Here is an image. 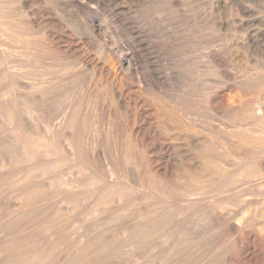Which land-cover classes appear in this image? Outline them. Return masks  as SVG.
<instances>
[{
  "label": "rangeland",
  "instance_id": "rangeland-1",
  "mask_svg": "<svg viewBox=\"0 0 264 264\" xmlns=\"http://www.w3.org/2000/svg\"><path fill=\"white\" fill-rule=\"evenodd\" d=\"M16 1H17V3H16ZM6 2H7V4H6ZM0 3H1L0 4L1 5L0 6L1 12L7 14V18H6L7 20L4 19L6 26L4 25V27H3V29H4L3 40H4V43L6 42L5 44L7 46L3 47V49L2 48L1 49L4 52L3 54H5V55L8 54V56H5L1 52L0 57H5L4 58L5 60L7 58L8 62L13 61L12 65H10V66H12V70L14 72L16 71L15 72L16 74L19 72L20 74L22 73L21 75L25 74V76L26 75L28 77L31 76L30 77L31 80H28V81L22 80L20 82L21 84H22V82H26V83L29 82L30 83V81H32L31 84H33V82L36 80L35 82L38 85H42V84L44 85L47 82L46 83L47 85L45 84L44 86H48V83H49L50 84L49 86L55 85L54 88H57L56 90H58V91L51 93L50 96H47V98L49 97V98H51V100L53 98L54 101L53 100L52 101L55 104L57 103V100H58V102L60 100V102L58 103L59 105L56 104L57 105L56 106L53 104V106H55L54 107L55 116H53L50 120V123H55V122H57V123L51 124L50 126L53 128H54V126L56 127V125H58V123L60 124V122H62L64 119H67L70 115L75 113L73 116L76 117V121H78V119L80 117H82V118L79 120H82L83 118H85V119L88 118L85 121L83 119L84 123H82V121H78V124H80V122L82 123L79 127H78V124L76 122V124H77L76 130H75L76 134H83L85 136V140L87 139V141H89V136H90L91 141L93 139H95L96 137H97L96 139L100 138L99 141H102L100 143H99V141L95 142L94 140H93V142H91V141H89L90 143L88 142L89 146H90V151L87 153L88 154L87 156H89V157L82 156V158L79 160L80 164L82 166L88 165V162H90V159L92 158V155H93L92 154L93 150H91V149H94L93 147L95 145H97V146L99 145L100 146V147L98 146L99 151L102 149L100 153H102L103 155L100 156V163L98 166L101 170L98 167L95 168V172L97 173V177L98 178H104V175L107 173L108 168H109V170H111V169L116 170V172L120 173V176L122 174L121 178H123V179H121V178L118 179L119 184L122 183L123 181H126L127 183L123 182L122 184H124V185L127 184L130 187H132L131 186L132 182H133L132 185L134 184L133 186H135V185L137 186V184L139 183L138 187H139V185L144 184L143 185V189H144L143 192L144 193L142 192V190H143L142 188L139 187V189L143 193L142 196L145 197V195H147L146 196L147 201L144 200V203H143L144 204L143 207H147V208L151 207V206H158V207L162 206V204H160V203H162V200H158V199L161 198V197H159L160 195L162 196V194H160V193L161 192L166 193L167 190H168L167 192H172V193L177 192L178 197H179V193H181L185 189H186L185 192L186 191L192 192V193H195V191H196V193L201 192L199 195L180 196L179 198L177 197L178 199L174 198V197H167V199L165 198L167 200L164 202L165 206H170V207L176 208V209L179 208V210H184L185 207H186V209H189L190 208L189 204H190V206H192V208L189 211H187V213H186V211H184L183 215L178 218V220H177L178 223H184L185 221L191 220L190 222L188 221L189 223L185 222V224L186 223L190 224L193 220L196 221L198 218L205 217L207 214L208 215L206 217H209L211 215L213 216L216 212L215 211L213 212L211 209L210 212H212V214H210V212L207 211L208 208H210L211 206L213 207V205H215V204L217 205V203H219V201L221 203V201L223 202L224 200H230V199L234 200L237 197V195H239V189L237 188L236 183H233L234 184L233 188H232L233 190L229 189L230 191L228 190V192H226V193L218 192V190H214L217 188V187L215 188V186H217V185H216V183L214 185V183L211 182V178H209V177L203 179L204 181L207 182V185L208 184L209 185L208 186L206 184L203 185V183H206V182H204V181L202 182V178H201L202 174H199L198 172H197L198 174L195 173L196 171L199 170V168H197V170H195V169H196V167L199 166L198 161H200V158L203 157L202 155L205 152L208 153L209 151L210 152L213 151L210 149V148H212L211 145L213 146V148H215L214 144H216L215 146H217L218 144H221L222 141L218 140L220 142L219 143L217 140L215 141V138H212L213 136H215L214 135L215 133H217V135H218L221 132V134H219L220 136L224 135V133H225L226 137L227 136L229 137V136H234V135H238V134H240V135H243V134L248 135L249 134L248 136L253 135V134L258 135L262 131L264 132V125H263L264 124V121H263L264 120V118H263L264 117L263 116L264 115V111H263L264 110V88H263L264 87V0H7V1L0 0ZM7 8H9V9H7ZM8 11H9V13H8ZM160 11H161V13H160ZM8 17H10V18H8ZM6 27H7V29H6ZM19 31H21V32H19ZM190 31L192 32L191 34H190ZM6 33H8V34H6ZM5 36H8V37H5ZM7 48H8V50H7ZM9 48L11 49L10 51H9ZM112 50H115V52H117L119 55H121V54L123 55V58H124V61L122 62L123 66L117 63L118 57H115V55L113 54L114 52ZM7 51H8V53H7ZM11 54H13V55L10 58L9 55H11ZM26 55L27 56L29 55L30 57H27ZM37 61H39V62H37ZM34 62H35V64H34ZM16 63L18 66L15 65ZM52 63L54 65H51ZM13 64L15 65V67ZM19 65H20V67H19ZM58 65L61 66V68H59ZM129 65H131V66L129 67ZM45 66H46V68H45ZM21 68H23V71H20V70H22ZM34 68L37 69V71ZM67 68H69V69H67ZM130 68H131V70H130ZM56 69H58V70H56ZM65 69L68 71H66ZM31 70H34V72ZM112 70H113V72H112ZM9 71H11V70L9 69ZM39 71H40V73H39ZM60 71L61 72L63 71V72L61 73ZM64 72H66V73H64ZM67 72H68V74H67ZM159 72H160V74H159ZM34 73L35 74L38 73V76H40L39 74L42 73L41 75H44V76H40L37 78L35 75H33ZM58 73H60V74H58ZM49 74H51L52 76L50 77ZM47 75H49L48 76L49 78L47 77ZM165 75H167V77H165ZM157 76L161 77L162 79L159 80L160 78ZM33 77H34V80H33ZM43 77H46V78H43ZM168 77L171 79V81ZM191 77H193V78H191ZM74 78H77V79H74ZM59 79H60V81H57ZM51 80H54V82H52V84H51ZM156 80H158V81H156ZM256 80H258V81H256ZM162 81H163L164 86L165 85L167 86V87L165 86L167 90L165 89L163 84H161ZM43 82H45V83H43ZM58 82H60V83H58ZM157 83L160 84L163 88L162 87L159 88L160 85H158ZM57 84H59V85H57ZM62 84H63V87L61 88L60 86H62ZM65 84H66V87H65ZM149 85H150V87H149ZM22 86L28 87L26 84L22 85ZM151 87H153L154 89L152 88V90H151ZM0 89H1V87H0ZM155 89L156 90L159 89V90L156 91ZM160 89H162V90H160ZM163 89H164V91L166 90L167 93L164 92ZM175 89H177V90H175ZM149 90H151V92H152L151 94H153V95L149 94V92H150ZM168 90H170V91L172 90V91L169 92ZM29 91L30 90H23L24 93L21 91L22 93L19 92V94L17 93L16 95L17 96L21 95L23 98L27 97L26 100H29V101H27L29 103L32 100L30 98L31 95L29 96V94H28ZM204 91H206V92H204ZM62 92H63V94H61ZM64 92H66V93H64ZM67 93H69V96ZM161 93L163 94V96H161L162 95ZM165 93H166V95L167 94H169V95L166 96ZM58 94H60V95L58 96ZM110 94H111V96H109ZM147 94L150 95L151 97L152 96H154V97H152V99H149L150 97ZM65 95H67L66 98H68L69 101H68V99H65ZM84 95L86 96V98ZM135 95H136V97H135ZM137 95H139V96H137ZM51 96H54V97H51ZM99 96H100V98H99ZM118 96L119 97L121 96V98H119ZM164 96H165V98L166 97L167 98L162 99V97H164ZM186 96H187V98H186ZM71 97H73V98H71ZM83 97H84V99L81 101V99ZM155 97L156 98L161 97L159 100V103L160 102L165 103L167 101H168L167 103H169V104L180 103L178 105L179 108L177 107L178 110L176 112V116L179 113L181 114L180 116H183V117H186V115H187L188 121L192 120L191 123H193V121L196 119L194 121V123L201 125L200 128L203 127L204 132H205V133L202 132L201 137L200 136L199 137L202 138V141H205L206 143H204L203 145H201V144L196 145L194 140L192 141L190 139L188 140L189 142H186L184 139L174 141L175 143L173 142L174 143L173 145L176 144V146H174V150H173L174 151L173 153L175 155L174 156L175 161H174V165H173L174 168L172 167V175L163 181L160 179V177H158V178L156 177L155 179H157L159 181L155 180L156 181L155 184L159 183V185H156V188L158 187L156 189V191H155V188H154V190L152 189V194H151V190H149L151 188H149L150 185H148L150 183L151 178L150 179L148 178L149 174L147 172V170H148L147 167L149 165L148 157L152 156L153 152L149 153L147 151L148 152L147 153L144 146H143L144 147L143 148L140 145H137V142L134 140V138L130 136V131H127V130H129V128L132 125V124L131 125L128 124V122L131 120L130 123L134 124L133 119L136 120L138 118L137 116H139L140 113L141 114L143 113L144 117L148 116V114L145 113L146 109H144V108L148 107L147 101H148V103L152 104V102H153L152 100H154ZM170 97H172L173 101L171 100ZM113 98H114V100H113ZM94 99L97 101H95ZM135 99H136V101H135ZM139 99H141V100H139ZM208 99H209V101H207ZM91 100H92V102H91ZM162 100H163V102H162ZM84 101H87V102H84ZM139 101H140V103H139ZM149 101H151V102H149ZM119 102H121V103H119ZM141 102L143 104H141ZM154 102H155V100H154ZM157 102H158V99H157ZM257 102H258V104H257ZM75 103H77V104H75ZM86 103H88V104H86ZM99 103L102 104L103 107ZM72 104H75V105L71 106ZM117 104H118V106H117ZM189 104H191V105H189ZM68 105H69V107H68ZM77 105H79V107H81V108H79ZM74 106H76L77 108ZM86 106L91 108L90 109L91 111L89 110V108H86ZM181 106H184V107H181ZM105 107H107V108H105ZM180 107L183 108V110L180 109ZM61 108H62V110H61ZM68 108H70V111L72 112V114H70L71 112L69 110H67V112H64ZM73 108H75V109L73 110ZM99 108H101V110H99ZM117 108H119V109H117ZM251 108H256L254 111L255 115L247 116L246 114H248V112ZM76 109L78 110V116H80L78 119H77L78 116L76 114V112H77ZM80 109H82V110H80ZM201 109L203 110V113H202ZM94 110H96V111H94ZM246 110H247V113H246ZM68 111L70 112L69 116L67 114ZM184 111H186V112H184ZM199 111H200V113H199ZM206 111H208V113ZM83 112L86 113L87 115L86 114L84 115ZM150 112H149V115L151 113L154 114L153 111L151 113ZM211 112H212V114H211ZM238 112L241 114H239ZM88 113H90V114H88ZM105 113H106V115H105ZM136 113H138V114H136ZM193 113L196 115H194ZM204 113H206V114H204ZM235 113H237L236 114L237 117L235 116ZM243 114L246 116H244ZM91 115H92L93 119H91L92 118ZM116 115H117V117H115ZM63 116H65V118H62ZM238 116H239V118H238ZM49 117H48V114L45 112L44 118H42L40 123H39L38 130L40 129L39 131L42 134L45 133L44 129L46 128L45 127L46 124L44 122H47L50 119ZM98 117H99V119H98ZM250 117H253L255 119L257 117L258 120L259 119H261V120H259L257 122L253 118L250 119ZM57 118H59V120H57ZM109 118H111V119H109ZM231 118H232V120H231ZM262 118H263V120H262ZM119 119H121V120H119ZM187 119H185V120L187 121ZM24 120H25L24 124H25V127L27 130L28 129H30L29 131L35 130V128H36L35 124L31 123L30 120H28L26 116H24ZM92 120L94 122H92ZM58 121H60V122H58ZM110 121H111V123H110ZM112 121L115 122L114 124H116L117 126L113 125ZM260 121H262V122L260 123ZM85 122H87V123L90 122V123L85 124ZM95 122H97V124ZM118 122L121 123V126H119L120 124ZM94 123H95V125H94ZM146 123L147 124L145 125V128L147 127V129H145V130L150 131L151 130L149 128L150 125L148 124V122H146ZM84 124L86 125L87 128L85 127ZM125 124L126 125L128 124L130 126H128V125L126 126ZM203 124H204V126H202ZM211 124H213V125L211 126ZM82 125H84V127ZM88 126H89V128H88ZM93 126H94V128H93ZM124 126H125V129L127 128L126 130H124ZM80 127H83V128H80ZM98 128H99V130H98ZM200 128L199 129L197 128V131H200L201 130ZM78 129H80L82 131H80V133H79ZM84 129H85V132H84ZM87 129H89V132L92 134L87 132L88 131ZM109 129H110V131H109ZM91 130H93V131H91ZM116 130H118V131H116ZM123 130H124V132H123ZM206 130H207V132H206ZM241 130H243V131H241ZM125 131H127V132L125 133ZM157 131L159 132V130H157ZM231 131H233V132H231ZM253 131H255V132H253ZM237 132H239V133H237ZM95 133H97V134H95ZM160 133H162V132L160 131ZM107 134L109 135V137ZM211 134H213L212 137L210 136ZM93 135L95 136V138H93L94 137ZM99 135H102V136L100 137ZM105 135H107V137H108L106 140L108 142L112 138V140L109 142V143L113 142L112 144H109L108 142L105 141V139H106ZM114 135H115V137H114ZM247 135H245V136H247ZM111 136H113V137H111ZM172 136H174V135H172ZM172 136L170 135V137H172ZM207 136H209V138ZM177 137L174 136L173 138H177ZM113 138L115 140H117V142ZM102 139H104L106 144L103 143ZM211 141H212V143H211ZM2 142H3V140L1 138L0 139V156L5 155L4 153H7L5 151V150H7L6 144L4 142L3 143ZM94 142L98 143V144H95L93 146L90 145ZM130 142H131V144H130ZM101 143H102L103 148H101V145H100ZM222 143L224 144V145L223 144L222 145L225 148L222 151L223 155L225 154L224 158H223L224 163L227 162L226 165L228 167H229L228 163L230 164V166H232V168L226 167L225 171L228 172L231 169L230 172H233L235 167H236L235 165L237 163L235 161L239 160V159L235 160V158L238 157V153H235V152H237L238 150L237 149H236V151H235V149L231 150L232 148H236L234 146H232L231 148H229V150H227L228 147L231 145H229V143H226L225 141H223ZM107 144H108V146H107ZM122 144H124V145H122ZM205 144L207 146L209 145L210 148L207 147ZM227 144H228V146H227ZM109 145H114V148H113V146H110V148H109ZM184 145H185V147H184ZM204 145L206 148L203 147ZM97 146H95V147H97ZM181 146H183V147H181ZM175 147L176 148L178 147V148L176 149ZM118 148H120V149H118ZM107 149H109V151ZM110 149H112V151L114 149V151H115V152L113 151L114 154ZM117 149L120 151H118ZM123 149H125V151ZM105 150H106V152H105ZM193 150H194V152H193ZM186 151H187V153H186ZM122 152H124L123 153L124 157L122 156ZM226 152H228V153H226ZM104 154H106V155H104ZM119 154H121V155H119ZM125 154H127L128 156ZM149 154H150V156H149ZM114 155H115V157H113ZM129 155L131 158L129 157ZM199 155H201V156H199ZM179 156L181 158L183 157V158H186L188 160L191 159L193 162L192 167H191V164H188L185 166V164L178 163V160L181 159ZM125 157L130 158V161H131L130 163H132L131 165L129 163L128 158L125 159ZM196 157H198L199 159ZM239 157H240V154H239ZM103 158H105L106 160ZM120 159H121V161H120ZM123 159H125L126 161ZM132 159L133 160L135 159V160L133 161ZM101 160H103L104 163L108 162L107 164L105 163L106 164L105 169L103 167V165H105V164ZM111 160H113L115 164L112 163L113 161L111 162ZM122 160L124 162H122ZM188 160H186V162H188ZM135 161L138 163V169H137V163L133 164V163H135ZM126 162L129 163L128 166H127L128 163H126ZM203 162H205V164L203 163L205 165V167L211 166V161L209 159L204 158ZM146 164H148V165L146 166ZM208 164H210V165L208 166ZM113 165H115V166H113ZM117 165H119V166H117ZM120 166H122V168L124 167L123 170H121L123 172L120 171ZM131 166H134V167H131ZM118 167H119V169H118ZM115 168H117V169H115ZM126 168L127 169L129 168V170L130 169L135 170V168H136L137 171L140 168V170L138 172L136 170L134 172H133V170L132 171L131 170L126 171ZM193 168H195V169H193ZM64 169H66V168L62 167V169L58 170L60 172L62 171L65 174L64 177H62L63 179H65V176L67 179V177H69V176L75 177V175H76V177H77L78 175H80L77 171H76L77 173L75 174L74 170L68 171V173L71 172L72 175L67 174V170H64ZM124 170L126 171V173ZM190 170L192 172H190ZM58 171H57L55 176L60 174ZM98 171H99V173H98ZM86 172H87V174H85ZM193 172H194L195 176L197 177V179L199 178L198 180H196V177L194 176V174L192 175ZM230 172H228V173H230ZM90 174H91L90 171L84 170V172L81 173L80 176H81V178H83L85 180L86 178L92 177V174L91 175ZM124 174H125V176H123ZM137 175H139L140 178H137L138 177ZM141 175H142V177H141ZM198 175H200V176H198ZM133 176H135V177H133ZM263 176H264V174H263ZM124 178H125V180H124ZM193 178H194V181H193ZM128 179L131 182L130 184L128 182ZM138 179L139 180L141 179L140 180L141 183ZM167 179H169V180L167 181ZM136 181H138V183ZM147 181H149V182H147ZM197 181H199V182H197ZM208 181H210V182H208ZM168 182H170V184ZM229 182H230V180H229ZM246 182H247V184H246V186L244 185L242 191L244 193L246 192L248 195V196L246 195L247 197H245V198H247L249 201L251 200V202L252 201L254 202V203L252 202L253 206L251 205L252 207L250 206L246 210V214L249 218L253 217L252 215H254V213H256L258 216L257 217L258 221L256 220L255 221L256 223L254 222L255 225H253L252 228L250 227L251 229H249V230H252L254 235H256V236H257V234L259 235L258 245H261V247L259 246L260 247L259 250L262 252V254H264V250H263L264 249V244H263L264 243L263 242L264 241V234H263L264 226H262L264 219L262 220L260 218V217L264 218V216H263L264 215V212H263L264 211V177L261 179L259 176H258V178L257 177L250 178ZM135 183H137V184H135ZM166 183L168 184V186ZM212 184H213V186H212ZM250 184H252V185H250ZM180 187H181V190H180ZM187 187H191V188H187ZM199 187H201V188L203 187V192H202V189L200 190ZM211 187H214V189ZM165 188H167V189L165 190ZM246 188H247V191L245 190ZM163 189L165 191H163ZM81 190L87 191L86 188H81ZM178 190H180L181 192H178ZM204 191H205V193H204ZM155 192L156 193L158 192V194H159L158 197H155V195H157ZM154 193H155V195H154ZM148 197L150 198V200L148 199ZM153 197L158 203L153 199ZM184 197H186V198L184 199ZM161 199H163V198H161ZM165 199H163V201ZM171 199L177 200L176 201L177 204L175 203L176 207L173 203L175 201H173V200L171 201ZM154 201L156 202V205H154L155 204ZM7 202H9V204L11 203L8 198L6 199L5 203L8 204ZM168 202H171V205H169L170 203H168ZM196 203H198V204H196ZM82 205L85 206L86 204L81 203L78 205V207L79 208L83 207ZM177 205H179L178 208H177ZM71 207L75 208L74 206H71ZM71 207H70V214L73 215L74 212L71 211V209H72ZM112 207L115 208V205H113ZM112 207L108 206V208H106V210L102 214H99L97 216L96 220L100 224L102 229L114 230V229L120 228L121 225H123V223L126 221V218L128 216L134 215L132 213H123L121 211H119L120 212L119 213L118 210H114ZM203 207H205V208H203ZM237 207L238 206H231V207L228 206L227 209L219 210V212L223 211V213L225 214L227 212V210L229 208H231L230 209L231 214H236L240 210L239 207L238 208ZM202 208H203V210L206 211V213H205V211H202ZM81 210L78 211L77 213L75 211V214H77V215H76V217H74L75 216V214H74V216H73L74 218L72 220V225L73 226L77 225L75 227H79V230H83L82 228L80 229V227H82V225H83L82 223L84 222L80 219ZM110 210H112L111 212H113L114 214L111 213ZM259 213L260 214L263 213V214L260 215ZM226 214H230V212H227ZM256 214L254 216H256ZM135 215H136V213H135ZM115 217L119 218V219L113 220V218H115ZM181 217H182V219H181ZM187 217H190V218L187 219ZM107 218H108V220H107ZM118 220H120V221H118ZM258 222L261 224L259 225ZM90 223H93V221ZM257 225H259V226H257ZM206 226H208V224ZM172 228H169L170 229L169 231H166V230L164 232L162 231L163 233H160L158 235V237L156 236V239L160 241V242L158 241L159 244L156 243V245L158 246V249H159V250L157 249L158 252L157 251L151 252L150 245H149L150 242H149V244L144 245L146 250L142 249V251H141V255H142L141 258H143L141 260V262L147 264V263H149V261L153 260L155 258V256L158 255L157 253H159L161 251L160 249L166 244V243H164V245H163L162 244L163 242H166L169 240H170L169 241L170 243H171V241L173 242L174 237H175V235H173V234H175V231H174V228L173 229ZM261 228L263 230H261ZM206 229L203 230V232H199L197 240L195 241V245H203V246H201V249H200L203 253H205L206 250L210 254H211V252L212 253L215 252V255H217V257H216L217 260L215 258V255L211 254L212 255L211 257H213V256L214 257L212 259L209 257L210 256L209 255L205 259L207 263H209L211 261L212 262V263L210 262L211 264H213V263L220 264L222 262L224 264H250L247 261H245L244 263H242V261L239 262L240 256L238 255L239 254L238 248L233 243V240H234L233 233L226 230L225 228H222V229L219 228L218 230L216 228H214L212 230V232H211V230L209 232V230L208 229L206 230ZM183 230L186 232L185 227L180 226L178 228L177 233L180 234ZM200 231H202V229H200ZM258 231L260 233H258ZM185 235H186V233L183 234V238H184L183 240H185V237L187 236V235L186 236ZM261 235H263V236H261ZM160 237H162V238H160ZM261 239H262V241H261ZM155 242H156V240H155ZM152 243H154L153 240H152ZM231 252H233V253H231ZM228 254L232 258L234 256H237V255L238 256L234 257L233 260L231 258V260L227 261L225 259H227L226 256Z\"/></svg>",
  "mask_w": 264,
  "mask_h": 264
},
{
  "label": "bare ground",
  "instance_id": "bare-ground-1",
  "mask_svg": "<svg viewBox=\"0 0 264 264\" xmlns=\"http://www.w3.org/2000/svg\"><path fill=\"white\" fill-rule=\"evenodd\" d=\"M5 1H7V0H5ZM16 3H17V1H16ZM6 4H7V2H6ZM7 9H9V8H7ZM8 13H9V11H8ZM160 13H161V11H160ZM6 18H7V14L1 12V10H0V50H1L0 53L2 52V54L4 53L2 51L3 47L7 46L5 44L6 42L4 43V40H3V35H4L3 27L6 24L5 23V20H7ZM8 18H10V17H8ZM6 29H7V27H6ZM19 32H21V31H19ZM191 33L192 32L190 31V34ZM6 34H8V33H6ZM5 37H8V36H5ZM7 50H8V48H7ZM10 50L11 49L9 48V51ZM112 51L114 52L113 54L115 55V57H118L117 63L123 66V63H122L124 61L123 55L122 54H121L122 56L119 55L117 52H115V50H112ZM7 53H8V51H7ZM3 55H5V54H3ZM12 55L13 54L9 55V57L11 58ZM5 56H8V54L5 55ZM27 57H30V56L28 55ZM4 58L5 57H0V87H1V89H0V137L2 138L3 142L6 144L7 150H5V151L7 153H4L5 155H1L0 156V264H145V263L141 262V260L143 259V258H141V256H142L141 255V251H142V249H145L144 245L145 244L147 245L150 242L149 245H150L151 252L157 251L158 246L156 245V243H158L159 240L156 239V236L158 237V235L160 233H163L165 230L169 231L170 230L169 228H172V227L174 228V231H175V234H173V235H175L173 242L171 241V243H170L169 242L170 240L166 241V242H163L162 243L163 245H164V243H166V244L163 247L161 246L162 247L160 249L161 251L159 253H157L158 255L156 254L157 256H155V258L153 260L150 259L151 261H149V263H147V264H203L204 262H205L204 264H206L207 262H206L205 259L209 255H210L209 257L213 259L214 256L211 257L212 256L211 254L215 255V252L213 251L214 253L211 252V254H210L206 250V252L203 253L200 250L201 246H203V245H195V241L197 240L199 232H203V230H205L206 228L209 230V232H210V230L212 232V230L214 228H216L217 230L219 228L220 229L225 228L226 230H228L231 233H233V235H234L233 243L238 248V253L239 254L238 253L237 254L240 256L239 257L240 258L239 262L242 261V263H244L245 261H247L250 264H264V254H262V252L259 250L261 245H258V237H259V235L257 234V236H256V235L253 234L252 230H249V229L252 228L253 225H255V223H256L255 221L257 220L258 216H257L256 213H254V215L256 214V216L252 215L253 217L249 218L247 216V214H246V210L254 202L252 201L253 202L252 203L251 200L249 201L247 198H245L248 195H247L246 192L244 193L242 191L244 185L246 186V184H247L246 181L249 180L250 178H255V177L258 178V176H259L260 179H261V178L264 177L263 176V174H264V132L263 131L260 134H258V135H254L253 134V135H250V136H248L249 134L248 135L247 134H243V135L238 134V135L229 136V137L227 136L226 137L225 133H224V135L220 136L219 134H221V132L218 135H217V133H215L214 135L216 137L215 136L212 137L213 134L210 135L212 138H215V141L219 140V141H222V142L225 141L226 143H229V145H231V146H229L227 150H229V148H231L232 146L236 147V148H232L231 149V150L235 149V151H236V149L238 150L237 152H235V153H238V157H239V154H240L239 158L238 157L235 158V160L239 159L238 161H235V162H237L236 165H235L236 167H235L233 172H230L231 169L230 170L228 169L229 170L228 172H230V173L225 171L226 167H228V166L226 165L227 162L224 163V159L223 158H224L225 154L223 155L222 151L225 148L223 146L224 144L221 142V144H218L217 146H215L216 144L213 143L214 147H215V148H213V146L211 145V147L213 149L210 148L209 145L207 146L205 144L207 147H209L213 151H211V152L209 151L208 153L205 152L202 155L203 157H201L200 161H198L199 162V166L198 165H197L198 167L195 166L196 169L193 168L195 170H197V168H199V170L196 171V172L194 171V172L195 173L198 172L199 174H202V176H201L202 182L204 181L203 179H205L207 177L211 178V182H213L214 185H215V183L217 185V186H215V188L217 187L216 189H214V187H211V188H213L214 190H218V192L226 193V192H228L229 189L231 190L233 188V185H234L233 183H236L237 184V188L239 189V195H237V197L235 199L233 198L234 200H232V199L224 200L223 202L221 201V203L219 201V203H217V205L215 204V205H213V207L211 206L210 208H208L207 209L208 212H210L211 209H212L213 212L214 211L216 212L213 216L211 215L209 217H206L208 214L207 215L205 214L206 215L205 217L198 218L196 221L193 220L190 224H188V223L191 220L190 221L188 220L189 222L185 221V222H188L186 224H185V222L184 223H178L177 222L178 218L183 215L184 211H186V213H187V211H189L192 208V206H190V204H189L190 208L186 209V207H185L184 210H179V208H178L179 205H177L178 209L172 208L170 206H165L164 202L167 201L166 200L167 197L177 198L178 197L177 196L178 195L177 192L176 193H172V192H167L168 191L167 190L166 193H162L159 190L161 192L160 194H162V196L160 195L159 197H161L163 199L166 198L164 201L161 198L158 199V200H162V203H160V204H162V206H159V207L158 206H151V207L147 208V207H143L144 200H146V198H147L146 197L147 195H145V197L142 196L143 193H144L143 192L144 191V189H143V185L144 184L143 185H139V187L143 189L142 190L143 193L141 192V190L138 187V184H139L138 181H136L138 184L135 183V184H137V186L136 185L133 186L134 185V184L132 185L133 182L131 183L129 181V179H128V182H129V184L131 183L132 187L128 186L127 184H125V185L122 184L123 182H126V181H123V180H122L123 182L119 184L118 183V179L121 178L122 174L120 176V173L116 172V170H114V169L113 170L112 169L109 170V168H108L109 166L107 167L108 171L104 175V178H98L97 177V173L95 172V168H97L99 166L100 156L103 155L102 153H100L102 149L99 151V148H98L99 145L98 146L95 145V144H98V143H95V142H98L99 139H100L99 137H98L99 139H96L97 137L95 138V136H94L98 132L93 135L94 137L92 136L97 141L92 138L95 142L90 144L92 146L93 145L97 146V147L94 146L93 147L94 149H91V150H93L92 151V154H93L92 158L90 159V162H88V165H86V166L83 165L82 166L80 164L79 160L82 158V156H87L88 155L87 153L90 151V146H89L90 142L89 141H91V140H90V136H89V141H87V139L85 140V136L83 134H76L75 130H76V125L78 124V121H82V123H84V121L88 119L87 117L89 115L86 117L87 119L83 118L84 121H83V119L79 120L82 117L78 116V110L76 109L77 110L76 114L78 116L77 119L80 117L78 119V121H76V117L73 116L75 113L72 114V112L70 111V108H71L70 107V108L66 109V111H64V112H67V110H69L71 113L68 111V113H67L68 116L70 114H72V115H70L69 117L67 116L68 118L64 119L62 122L58 121V122H60V124L58 123V125H56V127L55 126H54V128L51 127L50 126L51 124L57 123V122L50 123L51 118L53 116H55V110H54L55 106H53V104L54 105H56V104L59 105L58 103L60 102V100H59V102L57 100V103L55 104V103H53L54 99L52 98V100H53L52 101L51 98H49V97L47 98V96H50L51 93H53L55 91H58V90H56L57 88H54L55 85L54 86L53 85L49 86L50 84L48 83V86H44L47 82L46 83L43 82V83H45L44 85L43 84L42 85H38L35 82L36 80L33 82V84H31L32 81H30V83L29 82L28 83L22 82V84H21L20 82L22 80H24V81L25 80H27V81L31 80V78H30L31 76L29 75L30 77H28L26 75L27 76L26 77L25 74L21 75L22 73L20 74L19 72L16 74L15 73L16 71L14 72L12 70V66H10V65H12L13 61L12 62H8L7 58H6V60ZM37 62H39V61H37ZM34 64H35V62H34ZM15 65H17V63ZM15 65H14V67H15ZM51 65H54V64L52 63ZM130 66L131 65H129V67ZM19 67H20V65H19ZM45 68H46V66H45ZM59 68H61V66H59ZM9 69L11 71H9ZM21 69L22 70H20V69L19 70L23 71V68H21ZM37 69H35V70L37 71ZM67 69H69V68H67ZM56 70H58V69H56ZM130 70H131V68H130ZM31 71L34 72V70H31ZM66 71H68V70H66ZM112 72H113V70H112ZM39 73H40V71H39ZM64 73H66V72H64ZM41 74H39V75L40 76H44V75H41ZM58 74H60V73H58ZM67 74H68V72H67ZM159 74H160V72H159ZM33 75H35L37 78L40 77V76H38V73L37 74L34 73ZM49 75H50V77L52 76L51 74H49ZM49 75H47V77ZM159 76H157V77H159ZM34 77H33V80H34ZM165 77H167V75H165ZM43 78H46V77H43ZM159 78H158L159 80L162 79L161 77H159ZM191 78H193V77H191ZM74 79H77V78H74ZM57 81H60V79L57 80ZM156 81H158V80H156ZM170 81H171V79H170ZM256 81H258V80H256ZM52 82H54V80H51V84H52ZM58 83H60V82H58ZM25 84L28 87H23L22 86V85H25ZM66 84H65V87H66ZM161 84H163V81L161 82ZM57 85H59V84H57ZM158 85H160V84H158ZM163 86H164V84H163ZM60 87L62 88L63 84ZM149 87H150V85H149ZM161 87L162 86L160 85L159 88H161ZM166 87H165V89H166ZM152 88L153 87H151V90H152ZM23 90H30L28 92V94H29V96L31 95L30 98L32 100L30 99L31 101L29 103L27 102L29 100H26L27 97L23 98L21 95L20 96L16 95L17 93L19 94V92H21V91L23 92ZM151 90H149L150 91L149 94L152 93ZM158 90L159 89H157L156 91H158ZM160 90H162V89H160ZM166 90L164 91V89H163V91L167 93ZM175 90H177V89H175ZM168 91L171 92L172 90L171 91L168 90ZM204 92H206V91H204ZM64 93H66V92H64ZM166 93H165V95H166ZM61 94H63V92ZM67 94L69 96V93H67ZM59 95L60 94H58V96ZM151 95H153V94H151ZM168 95L169 94H167L166 96H168ZM66 96L67 95H65V99H68V98H66ZM100 96H99V98H100ZM109 96H111V94ZM121 96L120 97L118 96V97L121 98ZM137 96H139V95H137ZM148 96L150 97L149 99H152V97H154V96L151 97L150 95H148ZM161 96H163V94ZM51 97H54V96H51ZM135 97H136V95H135ZM71 98H73V97H71ZM85 98H86V96H85ZM155 98H154L155 102H154V100H152L153 101L152 104L148 103V101H147V104H148L147 106L148 107L144 108V109H146V111L145 110L144 111H145L146 114H148V116L144 117L143 113L142 114L140 113L139 116L136 115L138 118L137 119L135 118L136 120L133 119L134 124L130 123L131 120L130 121L128 120L129 121L128 124H130V125L132 124L133 126L131 125L130 128L128 127L129 130H127V131H130V136L134 138V140L137 142V145H140L141 147L144 146L146 152L147 151L149 153L153 152L152 153L153 155L150 156V154H149L150 157H148L149 165L146 164V166L148 165V167H147L148 168L147 172L149 174L148 178L149 179L151 178L150 179V183L148 184V185H150V187L149 186L148 187L151 188V189H149V190H151V194H152V189L154 190V188H155V191H156V189L158 188V187L156 188V185H159L158 182H157L158 184H155V182H156L155 180H157V179H155L156 177L157 178L160 177V179L163 181V180H166V178H168V177H170L172 175V167H173L174 161H175V157H174L175 155L173 153L174 152L173 150H174V146H176V144L173 145L175 143L174 141L184 139L186 142H189L188 140L190 139L192 141L194 140L196 145L197 144L203 145L204 143H206L205 141H202V138H200L201 137V133L204 132V128L203 127L200 128L201 125H198L197 123H194V121L196 119L193 121V123H191L192 120L188 121V119H187L188 117H187V115L185 113L184 114L186 115V117L180 116L181 115L180 113L176 116V112H177V110L179 108L178 105L180 103H178V104L177 103L169 104V103H167L168 101L165 102V103H161V102L159 103V100H160L161 97L160 98H156V99ZM163 98H165V96L162 97V99ZM170 98L172 100V97H170ZM186 98H187V96H186ZM83 99H84V97L81 99V101ZM141 99H139V100H141ZM157 99H158V102H157ZM113 100H114V98H113ZM68 101H69V99H68ZM95 101H97V100H95ZM135 101H136V99H135ZM207 101H209V99ZM84 102H87V101H84ZM91 102H92V100H91ZM149 102H151V101H149ZM162 102H163V100H162ZM77 103H75V104H77ZM119 103H121V102H119ZM139 103H140V101H139ZM75 104H72L71 106H73ZM86 104H88V103H86ZM141 104H143V103L141 102ZM191 104H189V105H191ZM257 104H258V102H257ZM100 105L102 106V104H100ZM77 106L79 107V105H77ZM117 106H118V104H117ZM68 107H69V105H68ZM74 107H76V106H74ZM181 107H184V106H181ZM181 107H180V109L183 110V108H181ZM79 108H81V107H79ZM86 108H89V107L86 106ZM105 108H107V107H105ZM74 109L75 108H73V110ZM90 109L91 108H89V110ZM117 109H119V108H117ZM255 109L256 108H251L249 110L248 114H246V115L247 116L255 115L254 114ZM61 110H62V108H61ZM80 110H82V109H80ZM99 110H101V108H99ZM94 111H96V110H94ZM150 111L151 112L153 111L154 114L151 113ZM186 111H184V112H186ZM45 112L48 114V117L50 116L49 117L50 119L47 122H44L46 124L45 125L46 128L44 127L45 128L44 129L45 133L42 134L39 131L40 129L38 130V127H39V123H40L41 119L44 118V113ZM149 112L152 115L151 114L149 115ZM206 112L208 113V111H206ZM199 113H200V111H199ZM202 113H203V110H202ZM246 113H247V110H246ZM85 114L86 113H84V115ZM88 114H90V113H88ZM136 114H138V113H136ZM204 114H206V113H204ZM211 114H212V112H211ZM236 114L237 113H235V116H236ZM239 114H241V113H239ZM105 115H106V113H105ZM194 115H196V114H194ZM246 115H244V116H246ZM24 116H26L27 119L30 120L31 123L35 124L36 128L33 126L35 128V130L29 131L30 129H28V130L26 129L25 124H24V121H25L24 120ZM91 117H92V115H91ZM115 117H117V115ZM62 118H65V116H63ZM238 118H239V116H238ZM251 118H253V117H250V119ZM263 118H262V120H263ZM91 119H93V117ZM98 119H99V117H98ZM109 119H111V118H109ZM121 119H119V120H121ZM185 119H187V121ZM253 119L255 121H257V122L259 120H261V119L258 120L257 117H256L257 120L255 118H253ZM57 120H59V118H57ZM231 120H232V118H231ZM76 122H77V124H76ZM92 122H94V121L92 120ZM146 122H148V124L150 125V127L148 126L151 129L150 131L145 130V129H147V127L145 128V125L147 124ZM261 122L262 121H260V123ZM82 123L80 122V124H78V127ZM86 123L87 122H85V124ZM89 123H87V124H89ZM95 123L97 124V122H95ZM95 123H94V125H95ZM110 123H111V121H110ZM114 123L115 122H113V125H116ZM119 124H120L119 126H121V123H119ZM84 125H82V126L84 127ZM130 125H128V126H130ZM212 125L213 124H211V126ZM202 126H204V124ZM83 127H80V128H83ZM85 127H86V125H85ZM88 128H89V126H88ZM93 128H94V126H93ZM99 128H98V130H99ZM197 128L198 129L200 128L201 130L197 131ZM85 129H84V132H85ZM126 129H125V126H124V130H126ZM78 130H79V133H80V131H82L80 129H78ZM87 130H88L87 132H89V129H87ZM124 130H123V132H124ZM157 130H159V132ZM91 131H93V130H91ZM109 131H110V129H109ZM116 131H118V130H116ZM127 131H125V133ZM160 131L162 133H160ZM241 131H243V130H241ZM206 132H207V130H206ZM231 132H233V131H231ZM253 132H255V131H253ZM237 133H239V132H237ZM90 134H92V133H90ZM107 135H105L106 136L105 141L109 137V135H108V137H107ZM170 135L171 136L174 135V136H176V137L178 136V137L177 138H173L174 136L170 137ZM245 135H247V136H245ZM99 136L101 137L102 135H99ZM111 137H113V136H111ZM114 137H115V135H114ZM207 137L209 138V136H207ZM93 140L91 142H93ZM102 140H103V143L106 144L104 139H102ZM111 140H112V138H111ZM115 141L117 142V140H115ZM100 142H102V141H99V143ZM106 142H108V141H106ZM112 143L113 142H111L109 144H112ZM211 143H212V141H211ZM130 144H131V142H130ZM100 145H101V148H103L102 147V143ZM122 145H124V144H122ZM205 145L203 147H205ZM107 146H108V144H107ZM110 146H113V148H114V145H109V148H110ZM227 146H228V144H227ZM181 147H183V146H181ZM184 147H185V145H184ZM118 149H120V148H118ZM107 150L109 151V149H107ZM110 150L112 151V149H110ZM123 150L125 151V149H123ZM113 151H114V149H113ZM118 151H120V150H118ZM105 152H106V150H105ZM114 152H113V154H114ZM193 152H194V150H193ZM123 153L124 152H122V156L124 157ZM186 153H187V151H186ZM226 153H228V152H226ZM104 155H106V154H104ZM115 155L113 157H115ZM119 155H121V154H119ZM125 155H127V154H125ZM199 156H201V155H199ZM87 157H89V156H87ZM129 157H130V155H129ZM129 157H125V159L128 158L129 163H130L131 162L130 161L131 157L130 158ZM105 158H103V159H105ZM196 158H198V157H196ZM204 158L209 159L211 161V166H209L210 164H208L209 167H205V165H204L205 162H203ZM125 159H123V160H125ZM123 160H122V162H124ZM186 160H188V159L182 157L181 159L178 160V163L185 164V166L188 165V164H191V167H192V163H193L192 160L190 159V160H188V162H186ZM101 161L103 162V160H101ZM112 161L113 160H111V162ZM120 161H121V159H120ZM105 163L107 164L108 162H105ZM112 163H114V161ZM126 163H128V162H126ZM129 163L127 164V166L129 165ZM136 163L137 162L135 161V163H133V164H136ZM106 164L105 165L102 164L104 169H105ZM131 164L132 163H130V165ZM228 165H229L228 168H230V167L232 168V166H230L229 163H228ZM113 166H115V165H113ZM117 166H119V165H117ZM62 167L66 168L64 170H67V174H71V172L68 173V171L74 170L75 174L78 172L81 175V173H83L84 170H86V171H90L91 172L92 177L91 178H86L84 180L83 178H81L80 175H78L77 177L75 175V177L69 176V177H67V179H66V176H65V179H63L62 177H64L65 174L62 171L61 172L63 174L60 171H58V170L62 169ZM131 167H134V166H131ZM121 168H122V166H120V171L123 170L124 167L122 169ZM115 169H117V168H115ZM118 169H119V167H118ZM137 169H138V163H137ZM127 170H129V168L128 169L126 168V171ZM135 170H136V168H135ZM135 170H133V172ZM139 170H140V168H139ZM57 171L61 175L58 173L59 175L55 176ZM126 171H125V173H126ZM121 172H123V171H121ZM190 172H192V171L190 170ZM194 172L192 173V175L194 174ZM98 173H99V171H98ZM85 174H87V172ZM123 176H125V174ZM137 176H138L137 178H140L139 175H137ZM194 176H195V174H194ZM198 176H200V175H198ZM133 177H135V176H133ZM141 177H142V175H141ZM194 178H193V181H194ZM121 179H123V178H121ZM198 179L196 177V180H198ZM228 179L230 180V182H229ZM124 180H125V178H124ZM168 180L169 179H167V181ZM157 181H159V180H157ZM147 182H149V181H147ZM197 182H199V181H197ZM204 182H206V181H204ZM208 182H210V181H208ZM140 183H141V181H140ZM168 183L170 184V182H168ZM204 184L207 185V182L203 183V185ZM250 185H252V184H250ZM167 186H168V184H167ZM212 186H213V184H212ZM81 188H86L87 191H82L83 189L81 190ZM187 188H191V187H187ZM199 188H200V190L202 189V192H203V187L202 188L199 187ZM166 189L167 188H165V190ZM165 190L163 189V191H165ZM180 190H181V187H180ZM180 190H178V192H181ZM185 190L182 191L181 193H179V197L180 196L199 195L201 193V192L200 193H196V191H195V193L187 192V191L185 192ZM245 190L247 191V188ZM155 193H154V195H155ZM204 193H205V191H204ZM156 194L157 195H155V197H158V195H159L158 192ZM7 198L11 202L10 204H9V202H7L8 204L5 203ZM185 198L186 197H184V199ZM148 199L150 200L149 197H148ZM153 199H154V197H153ZM172 200L173 199H171V201ZM173 201H175V202H173L174 205H175L177 200H173ZM156 202H155L154 205H156ZM81 203L86 204V205L85 206L82 205L83 207L79 208L78 205L81 204ZM168 203H170L169 205H171V202H168ZM196 204H198V203H196ZM113 205H115L116 209L114 207H112ZM71 206H74L75 208H73ZM108 206L112 207L114 210H118V212L121 211L123 213H132L134 215L130 214L131 216H128L127 218L125 217L126 221L123 223V225H121V227L119 226L120 228H117V229H114V230L102 229V227L100 226V224L97 222L96 219H97V216L99 214H102L106 210V208H108ZM228 206H230V207L231 206H238L240 210L236 214H231V211H230L231 208L228 209L229 211L227 210V212H230V214H226L227 212L224 214L223 211L219 212V210L227 209ZM70 207L72 208L71 211L74 212V214H75V211L77 213L78 211H80L82 209L81 213H80L81 214L80 219L82 221H84V222L82 223L83 225H82V227H80V229L82 228L83 230H79V227H75L77 225H75V226L72 225V220H73L74 217H76L77 214H75V216H74V214L73 215L70 214ZM175 207H176V205H175ZM205 207H203V208H205ZM203 208H202V211H205V210H203ZM111 211L112 210H110V212ZM111 213H113V212H111ZM135 213H136V215H135ZM205 213H206V211H205ZM210 214H212V212H210ZM261 214H263V213H261ZM116 217L113 218V220L119 219V218H116ZM188 218H190V217H187V219ZM260 218L262 220L264 219L262 217H260ZM181 219H182V217H181ZM107 220H108V218H107ZM92 221H93V223H90ZM118 221H120V220H118ZM259 222H258V224L260 225L261 223H259ZM207 224H208V226H206ZM262 224H263L262 226H264V220H263ZM259 225H257V226H259ZM178 226L179 227L180 226L181 227L184 226L186 232L183 230L180 234H178L177 233L178 228H179ZM200 229H202V231H200ZM261 230H263V229L261 228ZM184 232L187 235V236L185 235L186 236L185 240H183L184 239L183 238V234H185ZM258 233H260V232L258 231ZM263 234H264V230H263ZM261 236H263V235H261ZM160 238H162V237H160ZM154 239L156 240V242H155ZM152 240L154 241V243H152ZM261 241H262V239H261ZM231 253H233V252H231ZM237 256H234V257H237ZM216 257H217V255H215V258ZM226 258L227 259H225V260L229 261V260H231L232 257H230L229 254H228L226 256ZM233 258H232V260H233ZM216 260H217V258H216ZM209 263H207V264H209ZM222 263H220V264H222ZM213 264H216V263H213Z\"/></svg>",
  "mask_w": 264,
  "mask_h": 264
}]
</instances>
